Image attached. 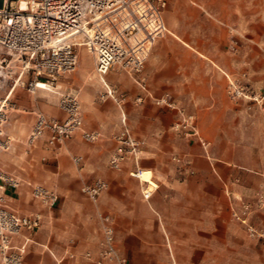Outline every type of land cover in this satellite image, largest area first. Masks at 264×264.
Masks as SVG:
<instances>
[{
  "label": "crops",
  "instance_id": "obj_1",
  "mask_svg": "<svg viewBox=\"0 0 264 264\" xmlns=\"http://www.w3.org/2000/svg\"><path fill=\"white\" fill-rule=\"evenodd\" d=\"M246 1L208 0L207 51L206 42L195 36L196 29L206 23L203 16L190 10L193 18L186 20L180 9H189L187 3L170 0L164 13L170 36L152 41L139 75L112 68L102 80L90 77L94 63L93 69L92 65L83 69L82 53L77 55L76 75L82 78L77 82L79 90L65 94L76 96L82 125L59 148L39 150L46 161L41 169L48 180L28 181L18 169L0 164L2 176L17 182L15 188L3 184L6 208L19 217L37 214L41 219L33 233L21 230L11 238L12 245L23 247L21 264H56L68 253L75 259L67 258L65 264H92L83 256L90 253L97 259L101 252L99 214L110 217L116 238L124 239L123 249L119 248L126 254L165 255L176 245L179 255H208V209L212 211L214 203L209 190H218L229 200L228 194L236 199L254 196L264 187V24L261 0H252L250 9H246ZM233 28L242 38L236 39V49L230 51L229 31ZM138 82L152 99H166L172 108L156 105L148 97L137 105L135 99L145 96ZM232 82L256 101H231L227 91ZM107 90L112 97L105 96ZM39 97L35 94L28 102L18 98L12 104L3 139H9L14 153L0 151V163L21 162L14 156L19 143L43 146L47 133L31 144L27 142L38 115L59 122L65 119L60 99L46 107ZM176 109L195 112L199 133L210 143L209 162L193 147V168L187 177L167 160L183 142L171 129ZM124 125L143 143L140 160L135 164L127 159L120 169L113 170L108 161L116 147L114 137ZM84 132L97 133V140L85 141ZM74 158L81 160L75 163ZM136 169L142 171L138 180L152 192L148 201L141 196L144 185L130 175ZM97 180L106 184L97 201L82 198L81 188ZM34 187L56 197L54 207L60 206L59 214L34 199Z\"/></svg>",
  "mask_w": 264,
  "mask_h": 264
},
{
  "label": "built area",
  "instance_id": "obj_2",
  "mask_svg": "<svg viewBox=\"0 0 264 264\" xmlns=\"http://www.w3.org/2000/svg\"><path fill=\"white\" fill-rule=\"evenodd\" d=\"M166 6L167 0H0V83L10 73L16 75L14 82L21 86H24L21 78L30 75V92L36 90V82L53 87L58 78L75 70V46L82 44L74 42L73 37L84 27L91 31L84 35L87 40L85 45L87 50L88 45L91 46L94 73L99 79L102 80L115 66L130 75H139L154 40L165 33L156 30L152 34L151 23L163 21L161 13ZM138 85L145 92V96L135 99V103L140 105L146 97H152L141 82ZM105 96L112 97V92L107 90ZM152 100L156 105L172 107L166 99ZM59 104L65 113V119L59 122L38 115L28 136V144L47 133L49 146H61L81 129L82 121L76 96L61 95ZM12 108L9 102L5 104V99L0 98V151L9 149V139L3 137L8 121L7 110ZM178 113L182 123H177L176 128L193 130L192 117ZM82 137L93 143L98 135L84 132ZM114 141L116 147L109 157V167L118 170L127 159H132L137 164L140 143L132 137L125 125L114 137ZM73 160L78 163L81 159ZM141 172L136 169L130 175L137 178ZM0 182V264H21L23 247L12 245L11 238L21 230L33 233L40 227L41 219L37 214L19 217L11 213L5 205L3 184L15 188L17 182L4 178L1 173ZM105 188L106 184L97 180L83 186L81 193L95 203ZM146 188L145 184L141 191L145 201L152 195V192H145ZM32 196L48 207H53L57 201L53 194L40 187L32 189ZM98 220L104 240L101 259L94 264H104L105 261L127 264L126 259L116 254L113 246L114 230L110 217L99 214ZM66 257L72 259L74 254L68 253ZM85 257L89 258V254ZM63 260L64 258L56 260V264H64Z\"/></svg>",
  "mask_w": 264,
  "mask_h": 264
},
{
  "label": "rangeland",
  "instance_id": "obj_3",
  "mask_svg": "<svg viewBox=\"0 0 264 264\" xmlns=\"http://www.w3.org/2000/svg\"><path fill=\"white\" fill-rule=\"evenodd\" d=\"M184 1L187 3L188 8L181 7L182 16L186 20H191L193 17L189 15L191 11H198L203 18L205 19L206 23H204V27H200L196 29V35L202 38L203 41L206 42V49L208 51V0H175L176 4L178 2ZM252 0L246 1V9L251 8ZM170 0H167V6L162 11L161 17L163 23L161 21H157V24L151 23L152 27V34L154 31L158 30L160 33L165 32L162 37L156 38L160 39L165 36H170L167 32L165 20H164V13L169 8ZM250 6V7H249ZM261 20L262 25L264 24V0H261ZM251 19V17H250ZM249 17L246 16L244 18V25H248ZM198 26H200L198 24ZM87 30H89L86 27ZM186 31V30H185ZM237 29L233 28L230 29V41L232 44L230 45V51H235L236 49V39H241L242 37L236 32ZM244 32L247 35V29L245 28ZM262 31V30H261ZM192 33L194 31L192 30ZM151 34V35H152ZM73 41L77 44L75 46V52L80 55L81 59V66L83 69H90L92 65L93 69V55L90 52H87V47L85 43L87 42L84 35L74 36ZM152 42V41H150ZM152 46V45H151ZM151 49V47H150ZM149 49V51H150ZM264 49V48H263ZM149 54V52H148ZM264 55V52H262ZM145 63V62H144ZM144 67V66H143ZM78 68V64L76 66ZM115 69L121 70L118 66L113 67ZM143 70V69H142ZM77 70L74 72L68 73L60 78L57 79L55 85L52 87L53 89L47 90L42 87L41 82H38L40 87L32 93L28 91V83L32 79L29 76H23L21 81L24 82V86L17 84L14 82L16 75H6L4 77V81L0 83V98L6 99L12 106L18 98L22 101H29L30 98H34L35 94L40 95V99L45 101L46 107H52L53 102L56 101L58 103L61 95L68 93L69 91L76 92L79 90L77 82L80 81L82 78L76 75ZM96 77L94 72L90 73V77ZM87 78H89L87 76ZM97 78V77H96ZM52 91V92H51ZM227 96L231 101H237L238 99H246L248 101H256L253 95L245 94L240 87H238L235 83H230L227 91ZM20 96V97H19ZM168 107L166 105H159ZM13 109V108H12ZM12 109L7 110V118H9L8 125L10 123V116L13 113ZM174 109V108H173ZM175 112L177 113V119L175 120L174 124L172 125V133L176 135L180 140H183L182 143H179V147L175 148V151L168 156V162L171 163L172 166L176 167L179 172L185 173V176H191V169L193 168V164L191 162V151L193 147L201 150L202 158L209 162L211 157H207L208 154V146L210 143H207L199 133L198 126H197V117L195 112L191 113L189 111H185L182 109H176ZM178 112H181L185 117H192V129H183L182 127L176 128L177 123H182V118ZM195 132L196 134H193ZM45 133L39 137L38 139L42 138ZM136 140V139H135ZM138 141V140H136ZM139 151L143 143L138 141ZM14 140H12V144H15ZM18 144V143H17ZM18 148L15 151L14 156L20 157L21 162L18 165L11 160L2 161L0 163L3 167L8 168H15L20 171L26 179L32 180L33 182H45L47 181V177L44 176L41 166L42 164L46 163L44 159L42 160L40 156L41 151H49L55 150L60 146L51 147L47 144V140L43 142V146L41 148L33 146H28L26 142L23 144L19 143ZM31 151V153H29ZM12 152V147L9 151L5 152ZM23 157V158H21ZM14 159V157H13ZM140 160V156L138 161ZM126 161V160H125ZM137 161V162H138ZM123 163V162H122ZM121 163V164H122ZM20 166V167H19ZM121 166V165H120ZM120 169V167H119ZM136 171V170H135ZM134 171V172H135ZM184 175H182L183 177ZM140 184L141 183L138 179H136ZM143 188H145V184H143ZM30 187V185H29ZM142 188V189H143ZM31 189V188H29ZM106 189V188H105ZM141 189V191H142ZM31 192L30 190H28ZM104 191V190H103ZM102 191V192H103ZM140 191V192H141ZM12 191H9V193ZM101 192V193H102ZM211 193V198L213 200V207H211L212 211L208 209V255L204 254H181L179 255V248L176 245H172V248H169V252L165 255L160 254H144V253H133V254H126L123 250L119 248V246L123 249V237L116 238L115 231H114V240L113 246L115 248L116 254L126 259L127 264H264V187L261 186V189L254 194V196H246V197H236L228 194L229 200L227 199L226 195L222 192H218V190H209ZM80 195L84 198V195L80 191ZM142 196V195H141ZM143 199V198H142ZM148 201V200H147ZM83 208V206H82ZM52 213H60V206H53L50 210ZM111 220V219H110ZM111 225L113 227V222L111 220ZM114 230V228H113ZM101 231V227H100ZM102 240L100 242L101 252L103 249V233ZM119 240L122 241V244L119 243ZM149 245H152L153 242L149 239ZM166 244V243H165ZM101 252L97 256V259H94L93 255L90 253L89 258H86V254L83 256V259L86 261H91L94 264L95 261L101 259ZM67 258H64L63 262H65ZM70 259V258H68ZM74 258L70 260H74ZM65 264V263H64ZM104 264H116L114 261H105Z\"/></svg>",
  "mask_w": 264,
  "mask_h": 264
},
{
  "label": "bare ground",
  "instance_id": "obj_4",
  "mask_svg": "<svg viewBox=\"0 0 264 264\" xmlns=\"http://www.w3.org/2000/svg\"><path fill=\"white\" fill-rule=\"evenodd\" d=\"M21 7L23 8L24 6L23 5H21ZM91 31H89V30H87L86 29V27H84L82 30H80V31H78L77 33H76V35L75 36H80V35H86V34H89ZM88 48L91 50V46L90 45H88ZM35 89H37L38 87H40V85L38 84V82H36L35 83ZM42 87L44 88V89H47V90H51V89H53L52 87H51V85H48V84H45V83H43L42 84ZM7 102H8V100H6L5 99V104H7ZM140 178V175L139 176H137V179H139ZM146 193L148 192L147 190L145 191ZM149 193V192H148ZM147 193V194H148Z\"/></svg>",
  "mask_w": 264,
  "mask_h": 264
}]
</instances>
